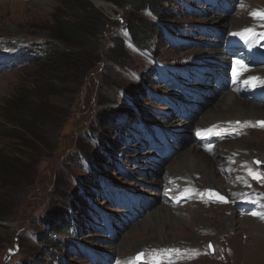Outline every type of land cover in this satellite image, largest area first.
<instances>
[{"label":"rangeland","instance_id":"obj_1","mask_svg":"<svg viewBox=\"0 0 264 264\" xmlns=\"http://www.w3.org/2000/svg\"><path fill=\"white\" fill-rule=\"evenodd\" d=\"M135 1L0 0V56L9 60L0 72V264H57L58 253L70 256L69 246L75 238L56 234L51 218L57 215L55 221L63 226L72 215L81 223L87 217V206L110 210L105 199L97 198L100 188L95 189L93 183L103 174L111 177L114 190L137 186L138 192L155 200L146 215L129 225L116 242L96 243L105 239L97 233L76 239L100 247L112 257L111 264H130V258L139 253L145 261H154L157 251H161L160 260L171 264H264L262 132L238 138L244 142L240 147L250 146L244 151L248 159L241 162L238 153L233 155L228 148L237 138L220 144L214 157L201 151V159L212 165L218 180L204 173L192 175L193 181H188L205 198L198 191L183 206L172 208L156 191L167 187L160 181V172L155 173V180L137 178L138 166L150 155L149 150L139 148L134 140L129 143L125 130L115 133L106 126L114 116L121 119L141 113L149 127L161 130L160 123L154 125V111H168L164 95L171 94L174 81L183 82L181 74L207 60L208 53L220 47L217 42L224 43L229 34L246 27L252 18L250 10H261L264 0H178L179 6L163 0L154 14ZM167 11L175 19L163 22L161 13ZM146 21L174 28L162 34L164 39L158 29L152 39L141 42L133 30L145 33ZM257 24L264 28V19ZM73 25L81 26L94 44L87 46L71 36L68 29ZM116 42L123 43L124 57L114 51ZM33 53L36 58L31 60ZM45 58L48 64L43 63ZM220 96L204 106L184 134L194 123L203 122L207 112L214 114ZM26 102L33 109L24 115L20 109ZM229 108L222 107L224 111ZM247 120L264 129V121ZM192 145L197 146L185 139L163 165L162 173L178 181L191 173L183 160ZM226 160L240 176L235 187V175L225 176ZM250 171L260 179H254ZM136 180L143 183L141 190ZM209 189L228 197L230 203L209 200ZM250 190L255 196L252 192L243 195ZM239 196L259 205L257 215L234 212L233 202ZM161 206L170 210L177 226L171 227L167 218L159 216ZM57 236L63 246L59 251L50 244ZM160 236L170 239L160 240Z\"/></svg>","mask_w":264,"mask_h":264},{"label":"bare ground","instance_id":"obj_2","mask_svg":"<svg viewBox=\"0 0 264 264\" xmlns=\"http://www.w3.org/2000/svg\"><path fill=\"white\" fill-rule=\"evenodd\" d=\"M242 28H243V26H242ZM245 29H247V28H245ZM252 36L255 37V34H253ZM244 38L245 39L241 38V39L236 40V41H240V42H242L244 44V46H247V49H248L249 52H250V48H249V44H250L251 47L257 52V54H259L258 55V58H264L263 57L264 56V46L263 45H257V43H252L250 41V39L247 40V33H246V35H245ZM255 39H257V38H255ZM262 80H264V77L263 76L260 77V82H262ZM222 104H223V106L224 105L225 106H228L229 105L230 106L229 110L228 111H224L222 109V107H223ZM216 108H217V110L214 111V114L213 115H210V112H207V117H205L206 119L203 122H196L192 126H202V127H206V126H209V125L218 123V122H227V123L233 122L234 123V121H237L238 120V121H242L241 122L242 124L240 125V127H238L239 129L236 130V132L238 134H242L243 133V135H245V134L248 135V133H250V135H251V134H254V133H258V132H262L264 134V129L263 130H259L258 128L252 126V125H255L253 122H248V120H247V119H250L251 118L254 121H258V120L264 121V106L257 105V104H251L247 100H240V98H238L232 92H225V93H222L221 94L220 100H219ZM184 127L187 128L188 125L185 124ZM210 135L214 136V135H216V132H214L213 130H211L210 131ZM243 143L244 142H242L241 140L238 139L236 142L233 143L234 145L232 147L231 146L228 147V148H230V153H232V154L233 153H238V158L240 157V159H238V161H240V162L243 161V160H247L248 159V156L245 154L244 151L246 149H249L250 148V146H247L248 148H246V149L240 147L239 144H243ZM261 146L263 147L262 149H264V145H261ZM227 154H229V153L227 152ZM206 155L208 156V154H206ZM215 155H216V152H215V154H212V157H214ZM184 158H185V160H183V163L185 165H187L190 168V171H192V172L191 173L189 172V174L181 177L179 181L175 179L176 182H178V183H184V181H187V183L190 184L188 182V180L190 181L193 178L192 175H194V174H201V173H204L207 176H212L215 179V181L218 180L217 174L214 172V170H213L214 168L212 167V165L204 162L201 159V151H200V149L197 146H193V148H190L189 150H187L185 152V157ZM245 164L247 165V163H245ZM239 177L240 176L235 175V177H234L235 179L232 181L234 185H232V186H234V187L236 186V184H235L236 182H234V181H236ZM192 181H193V179H192ZM239 181H241V180H239ZM227 182H229V181H227ZM228 188H229V186H227V189ZM227 189H224L225 192H226ZM161 208H162V206H161ZM215 208H218V207H215ZM169 212H170V210L168 208H166V207L163 206L162 212L159 214V216L162 215L163 217L167 218L169 220V221L167 220V224L168 225H171V227L177 226V225L174 224V223H176L174 217L171 216L169 214ZM155 218H156V216H155ZM175 218L178 219L177 217H175ZM173 219H174V221H173ZM224 220L226 221L227 219H224ZM231 223L232 224H235V223H239V222H235L234 221V222H231ZM251 225H250L251 228H255V226H251ZM165 238L168 239V240L170 239L169 236H165ZM165 238H163L162 236H160L159 239L160 240H163ZM164 244H166V243H164Z\"/></svg>","mask_w":264,"mask_h":264},{"label":"trees","instance_id":"obj_3","mask_svg":"<svg viewBox=\"0 0 264 264\" xmlns=\"http://www.w3.org/2000/svg\"><path fill=\"white\" fill-rule=\"evenodd\" d=\"M162 1L163 0H136L135 3L141 9L148 7V8L151 9V11L153 13H155V12L158 11L156 5H160V2H162ZM161 15H163L162 18H171L172 17L171 16L172 14L169 11H167L166 13L165 12H162ZM145 26H146V28H148V30L146 29L145 33H142V32L141 33H138L136 31H134L133 28L130 27V30L131 31L133 30V35L136 36V37H138V39L141 42H146L148 39H152V37H153L152 35L154 34L152 32H158V29H159L157 27V25H154L153 23H150L149 21H146ZM68 31H70V33H72V35L70 34L71 36H74L80 42H85L87 44V46L94 44L92 41L86 39L85 30L81 26H77V25L69 26ZM114 51L118 55L123 56V57L125 56V53H126V50H125L124 45H123L122 42H116V48H115ZM45 59H43L44 60L43 63L48 64V62H47L48 59H46V61H45ZM32 109H33V106L31 105V103L26 102L25 105H24V108L22 107L20 110L23 111L22 113L24 115L25 114L27 115V113H30V111H32ZM15 124H19L20 127H21V129H24L25 128V125L22 122H20V121H17V123L15 122ZM106 126L107 127H111V129L113 128L111 126L110 122H108V124H106ZM100 160H98V161H100ZM1 217H2V212L0 211V218ZM57 217L58 216L56 215V216L53 217V219L51 218L52 223H50V224L53 225L52 227H54L53 228V231L56 232V234L57 233H61V234L68 233V227L60 226L61 224L59 225L58 224L59 222L55 221ZM57 239H58V236L57 237H53V238L50 239V240H52V241H50V244L53 245V246H55L56 247V250H58V248H59V244H58L59 242L57 241Z\"/></svg>","mask_w":264,"mask_h":264},{"label":"snow or ice","instance_id":"obj_4","mask_svg":"<svg viewBox=\"0 0 264 264\" xmlns=\"http://www.w3.org/2000/svg\"><path fill=\"white\" fill-rule=\"evenodd\" d=\"M252 15L253 16H259L260 18H262V19H264V13H252ZM245 32H249V31H251L250 29H245L244 30ZM199 134V133H198ZM257 163H259V162H257ZM250 175H253V178L254 179H260V177L259 176H257L256 174H254V173H251V171H250ZM209 195L210 196H216V198L218 199V200H220L221 202H226L225 200H224V197H222V196H219L218 194H214V193H209ZM252 215H257L256 213H252ZM261 218L262 219H264V216H261ZM211 247V246H210ZM142 256H143V254H140L138 257H137V259H141L142 258Z\"/></svg>","mask_w":264,"mask_h":264},{"label":"water","instance_id":"obj_5","mask_svg":"<svg viewBox=\"0 0 264 264\" xmlns=\"http://www.w3.org/2000/svg\"><path fill=\"white\" fill-rule=\"evenodd\" d=\"M12 252V251H11Z\"/></svg>","mask_w":264,"mask_h":264}]
</instances>
